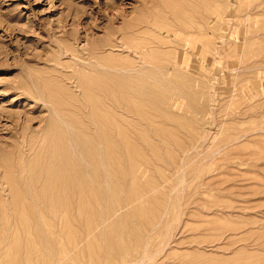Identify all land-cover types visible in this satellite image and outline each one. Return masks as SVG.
Listing matches in <instances>:
<instances>
[{
  "label": "rangeland",
  "instance_id": "374dc122",
  "mask_svg": "<svg viewBox=\"0 0 264 264\" xmlns=\"http://www.w3.org/2000/svg\"><path fill=\"white\" fill-rule=\"evenodd\" d=\"M23 217L1 264H264V0H0Z\"/></svg>",
  "mask_w": 264,
  "mask_h": 264
},
{
  "label": "bare ground",
  "instance_id": "6f19581e",
  "mask_svg": "<svg viewBox=\"0 0 264 264\" xmlns=\"http://www.w3.org/2000/svg\"><path fill=\"white\" fill-rule=\"evenodd\" d=\"M48 147V146H47ZM69 158V157H68ZM76 158V157H75ZM46 170V169H45ZM48 171V170H47ZM46 172V171H45ZM49 172V171H48ZM23 173V172H22ZM49 177H51V176H49ZM75 178V177H74ZM72 179V178H71ZM52 180V179H51ZM54 186V185H53ZM10 190V189H9ZM14 192V191H13ZM41 193V192H40ZM18 194H19V192H18ZM66 196V195H65ZM70 196V195H69ZM29 197V196H28ZM64 197V196H63ZM43 198V197H42ZM48 200V199H47ZM70 200H72V199H70ZM70 202H72V201H70ZM30 203V202H29ZM39 209V208H38ZM45 209V208H44ZM87 209V208H86ZM45 211H46V209H45ZM38 213V212H37ZM45 217V216H44ZM35 218V217H34ZM18 220V219H17ZM40 220H42V218H40ZM28 222V223H27ZM18 223V224H17ZM16 223V225H14L12 228H10V232H8V235H5V238L2 240V241H0V247L2 246V244L4 243L3 241L5 240L6 242L7 241H9L7 244H4V246H3V248H1L0 249V251H4V253H2L1 254V252H0V264L3 262V261H1L2 260V258L5 256V255H7V254H9L12 250H14V249H17V248H20L21 249V251L24 253V255H25V257H26V255H27V253H28V251H29V249H30V247H31V243H29V242H24V241H22V240H20V241H15V242H13V243H11V241H13V236L18 232V231H21V229L22 228H24L25 227V225H29V219H25L24 217L23 218H21L20 220H18V222ZM10 225V224H9ZM22 227V228H21ZM30 228V227H29ZM41 229V228H40ZM39 229V230H40ZM73 229V228H72ZM30 230H31V228H30ZM75 230V229H74ZM57 232H59V231H57ZM40 233V232H39ZM58 234V233H57ZM25 236H27L26 235V233L24 234ZM40 235V234H39ZM42 235V234H41ZM35 237H37L36 235H35ZM10 239V240H9ZM15 240V239H14ZM35 240H39L38 238H35ZM41 243H42V241H40V245H41ZM42 248V247H41ZM51 249V248H50ZM54 249V248H53ZM48 252V251H47ZM53 253V252H52ZM51 253V254H52ZM6 258V257H5ZM5 260V259H4ZM18 261V260H17ZM5 262H7V260L5 261ZM16 262V261H15Z\"/></svg>",
  "mask_w": 264,
  "mask_h": 264
}]
</instances>
